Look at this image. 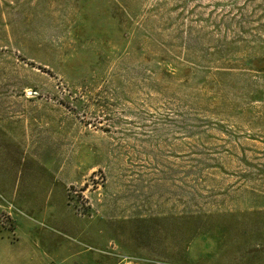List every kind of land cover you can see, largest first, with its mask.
Listing matches in <instances>:
<instances>
[{
    "label": "rangeland",
    "instance_id": "rangeland-1",
    "mask_svg": "<svg viewBox=\"0 0 264 264\" xmlns=\"http://www.w3.org/2000/svg\"><path fill=\"white\" fill-rule=\"evenodd\" d=\"M0 117V264H264V0H0Z\"/></svg>",
    "mask_w": 264,
    "mask_h": 264
},
{
    "label": "crops",
    "instance_id": "crops-1",
    "mask_svg": "<svg viewBox=\"0 0 264 264\" xmlns=\"http://www.w3.org/2000/svg\"><path fill=\"white\" fill-rule=\"evenodd\" d=\"M3 119H1V117H0V125H3V126H5L7 123H6V121L5 120H3ZM13 124H16L15 123V121H12V125ZM30 144V143H29ZM60 203H61V200L59 201ZM60 213H65V214H68L69 212L68 211H65V210H61V209H54V215H53V217H55L56 216V214H60ZM57 222H59V223H61V224H64V220H59V221H57Z\"/></svg>",
    "mask_w": 264,
    "mask_h": 264
}]
</instances>
